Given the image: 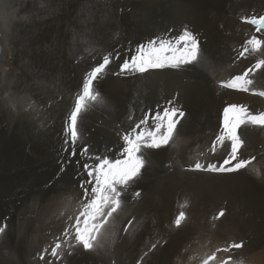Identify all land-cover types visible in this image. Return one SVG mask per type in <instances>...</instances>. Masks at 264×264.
Masks as SVG:
<instances>
[{
  "label": "bare ground",
  "instance_id": "obj_1",
  "mask_svg": "<svg viewBox=\"0 0 264 264\" xmlns=\"http://www.w3.org/2000/svg\"><path fill=\"white\" fill-rule=\"evenodd\" d=\"M82 2L47 0L55 9L49 14L40 7L42 0H0V226H7L0 235V264H138L141 259L143 264H202L217 247L233 241H243L244 247L217 253L219 258L232 255L243 264H264V130H241L246 142L242 157L255 160L238 173L181 171L201 151L206 153L202 162H222L224 149L215 156L206 149L220 132L228 104L264 111V98L219 86L255 63V56L235 57L244 40L264 38L241 20L264 15V0H107V19L97 13L87 24L77 15ZM97 6L105 9L104 3ZM26 13L32 14L31 22L20 19ZM183 25L198 35L206 68L116 77L111 75L118 71L113 62L95 83L103 103L90 106L80 121V144L87 143L93 155L115 159L120 137L134 121L145 113L155 115L166 100L176 97L186 113L178 125L177 143L150 155L124 211L109 226L114 235L105 249L87 253L81 248L56 261L50 249L66 226L60 213L72 214L76 208V161L84 162L78 145L77 156L60 172L68 155L62 151L63 124L85 72L108 52L123 56L169 28V36L178 35ZM73 30L86 33L95 51L74 40ZM252 87L264 90V72L254 77ZM169 163L173 170L166 167ZM132 190H141L142 198L133 201ZM185 200L188 206L181 209ZM181 210L189 218L187 224L169 227ZM220 210L225 216L213 228L212 217ZM133 217L134 227L124 233ZM156 242L158 247L144 256Z\"/></svg>",
  "mask_w": 264,
  "mask_h": 264
},
{
  "label": "snow or ice",
  "instance_id": "obj_2",
  "mask_svg": "<svg viewBox=\"0 0 264 264\" xmlns=\"http://www.w3.org/2000/svg\"><path fill=\"white\" fill-rule=\"evenodd\" d=\"M100 3H104V10L97 6ZM40 7L49 14L55 12L47 0H42ZM106 8L107 0H95V3L92 0H83L77 15L81 17L80 22L83 24L93 20L97 13H100L101 18L106 20ZM31 18V13L20 17L21 20L27 22H31ZM241 20L252 25L256 33H264V15L243 16ZM170 32H172L171 28L167 29L163 35L148 39L146 43H138L134 50L129 48L127 54L123 56L120 51L104 54L102 60L97 61L83 76L80 92L75 96L71 110L63 124L62 151L68 155L63 158L60 168L61 173L66 170L65 162L71 164V158L77 156V146L80 145L79 156L84 159V162L81 164L80 160L76 161L78 171L75 179L80 195L72 214L64 211L60 213L61 217L66 218V226L61 236L55 238L54 246L50 249V255L56 261L63 262L65 256H72L77 249L81 248L87 253H98L105 249L114 235L110 232L109 226L124 211L126 197L130 189H133V186L142 179L150 164V155L154 154L155 150L171 147L178 141V125L186 113L176 103V97H173L166 100V106L162 111H156L155 115L145 113L138 122L134 121V127L130 126V130H126L121 135L122 144L119 146L120 150L115 159L109 158L108 155H93L87 143L80 144L83 138L80 131L82 115L90 106L103 103V97L96 90L95 83L109 73L113 62H116L118 71L111 72V75L116 77H143L156 71L184 72L189 68L208 66V59L203 53L198 35L187 25H183L178 35L169 36L167 33ZM73 33L74 40L79 39L82 43H87L88 50L95 51L92 42L87 40L86 33H77L75 30ZM253 56L257 57L255 63H252L241 74L220 81L219 86L264 98V90L252 87L254 77L259 72H264V38L259 35H252L244 40L239 50L236 51L235 60H247ZM28 107L31 109L34 105L29 103ZM249 126L264 130V111L254 113L246 105L228 104L223 109L220 132L211 141V147L206 149L207 153L212 156H215L218 149H224L226 154L222 162H210L207 159L202 162L201 157H205L206 153L201 151L196 159L187 167H182L181 171L230 174L246 169L255 160V157L248 159L242 157L246 142L241 130ZM89 160L92 163H89ZM166 167L173 170L174 165L169 163ZM253 171L257 176L260 175L258 170L253 169ZM130 195L133 201H138L142 198L143 192L132 190ZM187 206L188 201L185 200L181 204V209ZM224 216L225 211L220 210L212 217L211 226L215 228L216 221ZM188 219L186 212L181 210L169 227L180 229L187 224ZM134 225L135 217L127 221L123 227L124 233H128ZM6 227V225L0 226V235L6 233ZM157 247L158 242L151 243L144 252V256ZM243 247V241H233L224 247H217L214 252L203 258L202 264H210V262L211 264H243L242 259H235L232 255L226 258L217 256V253H230ZM47 251L45 249V252ZM40 259L45 260V256L40 255ZM46 264H54V262L46 261ZM138 264H143V259Z\"/></svg>",
  "mask_w": 264,
  "mask_h": 264
}]
</instances>
